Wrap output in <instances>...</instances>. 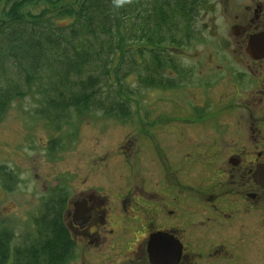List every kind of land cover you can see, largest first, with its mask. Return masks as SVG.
Masks as SVG:
<instances>
[{
    "label": "flooded vegetation",
    "instance_id": "flooded-vegetation-1",
    "mask_svg": "<svg viewBox=\"0 0 264 264\" xmlns=\"http://www.w3.org/2000/svg\"><path fill=\"white\" fill-rule=\"evenodd\" d=\"M196 25L217 58L176 59L168 127L64 197L86 259L264 264V0H205Z\"/></svg>",
    "mask_w": 264,
    "mask_h": 264
},
{
    "label": "trees",
    "instance_id": "trees-1",
    "mask_svg": "<svg viewBox=\"0 0 264 264\" xmlns=\"http://www.w3.org/2000/svg\"><path fill=\"white\" fill-rule=\"evenodd\" d=\"M49 1L52 11L26 15L23 9L36 0H0L10 5L2 9L5 17L0 14V70L11 63L18 75L2 85L6 74L0 73V123L13 101L32 91L43 97L37 117L57 129L95 110L130 119L137 99L128 79L137 77L147 90H170L178 54L201 41L196 21L205 0ZM113 87L117 97L108 95ZM68 192L60 186L47 192L35 234L21 240L13 229L0 230V264H70L76 258L63 222Z\"/></svg>",
    "mask_w": 264,
    "mask_h": 264
},
{
    "label": "rangeland",
    "instance_id": "rangeland-1",
    "mask_svg": "<svg viewBox=\"0 0 264 264\" xmlns=\"http://www.w3.org/2000/svg\"><path fill=\"white\" fill-rule=\"evenodd\" d=\"M9 8L10 5L4 2L0 4L2 17L6 16L2 9L6 13ZM48 9H54L49 0H36L23 12L36 15ZM216 55L212 43L199 41L185 54H178L177 59H216ZM6 65L5 73L0 70L6 74L2 85L7 84V78L18 77L16 68L11 63ZM128 85L129 92L134 93L138 101H131L133 112L130 119L95 110L82 116L74 115L70 124H63L59 129L37 117L35 110L41 107L42 95L32 91L13 101L0 123V167L4 168L0 172V188L6 191V197L0 202V230L4 227L13 229L21 240L26 235L35 234V219L43 212V201L50 189L66 184L64 188L71 194L73 188L89 185L94 160H106L126 144L130 145L127 149L130 157L135 158L140 137L162 134L169 125L168 116L173 103L171 91L147 90L135 76L128 79ZM114 91L113 87L108 95L115 97ZM108 95L103 97L106 99ZM50 144H53L52 148ZM102 165L104 167H97L94 173L110 172L116 179L122 172L119 166H111L110 162ZM5 171L14 178L3 173ZM82 254V250H76V258L70 264L114 263L101 256L96 260L86 259Z\"/></svg>",
    "mask_w": 264,
    "mask_h": 264
},
{
    "label": "water",
    "instance_id": "water-1",
    "mask_svg": "<svg viewBox=\"0 0 264 264\" xmlns=\"http://www.w3.org/2000/svg\"><path fill=\"white\" fill-rule=\"evenodd\" d=\"M5 197H6V192L0 188V202L3 201ZM152 260H153V256H152Z\"/></svg>",
    "mask_w": 264,
    "mask_h": 264
}]
</instances>
